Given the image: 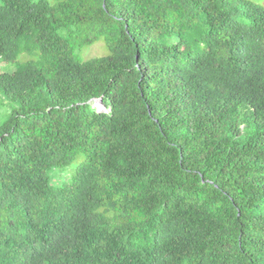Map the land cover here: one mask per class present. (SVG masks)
Returning a JSON list of instances; mask_svg holds the SVG:
<instances>
[{"label": "trees", "instance_id": "16d2710c", "mask_svg": "<svg viewBox=\"0 0 264 264\" xmlns=\"http://www.w3.org/2000/svg\"><path fill=\"white\" fill-rule=\"evenodd\" d=\"M0 61V264H264L260 0H0Z\"/></svg>", "mask_w": 264, "mask_h": 264}, {"label": "rangeland", "instance_id": "374dc122", "mask_svg": "<svg viewBox=\"0 0 264 264\" xmlns=\"http://www.w3.org/2000/svg\"><path fill=\"white\" fill-rule=\"evenodd\" d=\"M260 2L262 4H264V0H260ZM108 53V50L104 44V42L99 41L96 42L90 46H86L84 48H82L80 54L81 57L83 59H89V58H93V57H98V56H104ZM28 55H22V59L28 58ZM0 70H9V71H13L15 70V65L11 64V65H6L4 62L0 61ZM0 123L6 118L8 111L11 109L10 107V103L3 101V99H1L0 97ZM95 106H99V104H96ZM57 174V172H56ZM58 175H61L58 172ZM64 177V175H63Z\"/></svg>", "mask_w": 264, "mask_h": 264}, {"label": "water", "instance_id": "95a60500", "mask_svg": "<svg viewBox=\"0 0 264 264\" xmlns=\"http://www.w3.org/2000/svg\"><path fill=\"white\" fill-rule=\"evenodd\" d=\"M91 103L93 105L99 104L98 111H107L108 108L104 105L102 98H97V99H93L91 100Z\"/></svg>", "mask_w": 264, "mask_h": 264}]
</instances>
